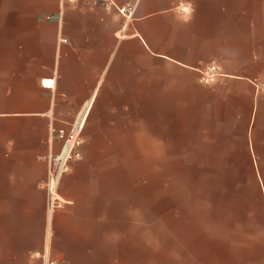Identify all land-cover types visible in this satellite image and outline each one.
Instances as JSON below:
<instances>
[{"label": "crops", "instance_id": "crops-1", "mask_svg": "<svg viewBox=\"0 0 264 264\" xmlns=\"http://www.w3.org/2000/svg\"><path fill=\"white\" fill-rule=\"evenodd\" d=\"M112 1L132 15L97 0H7L0 15V208L19 264L44 250L66 264H201L200 214L153 208L150 189L137 206L136 161L122 159L144 152L151 174L170 141L239 169L264 215V0ZM81 112V155L49 213L47 155Z\"/></svg>", "mask_w": 264, "mask_h": 264}, {"label": "rangeland", "instance_id": "rangeland-1", "mask_svg": "<svg viewBox=\"0 0 264 264\" xmlns=\"http://www.w3.org/2000/svg\"><path fill=\"white\" fill-rule=\"evenodd\" d=\"M6 1L0 0V15ZM167 147V152L153 153L151 174L144 152L122 154L136 161L129 170L136 177L137 206H143L145 189L148 206L150 189L153 208L200 214L201 264H264V215L252 214L254 201L242 198L239 169L220 166L223 162L206 151L173 150L185 146L171 141ZM8 227L0 208V264H19L8 255Z\"/></svg>", "mask_w": 264, "mask_h": 264}, {"label": "built area", "instance_id": "built-area-1", "mask_svg": "<svg viewBox=\"0 0 264 264\" xmlns=\"http://www.w3.org/2000/svg\"><path fill=\"white\" fill-rule=\"evenodd\" d=\"M105 7H113L116 5L112 0H97ZM120 12L127 17L132 15L130 6L116 7ZM65 40V39H62ZM218 73V67L209 65L203 72L204 78L211 79ZM44 87L52 88L53 79L43 78L40 81ZM257 91L264 92V80L254 81ZM84 112H81L79 117L69 126L68 129L60 128L57 130V135L61 139V145L57 152H50L47 155V174L43 186L47 195V211L53 212L55 209L63 206L65 200L60 196L58 187L62 177L69 171L70 163L73 159L80 157V147L82 145V137L80 135L84 122ZM43 264H66L63 261L52 258L49 253L44 250L38 253Z\"/></svg>", "mask_w": 264, "mask_h": 264}]
</instances>
